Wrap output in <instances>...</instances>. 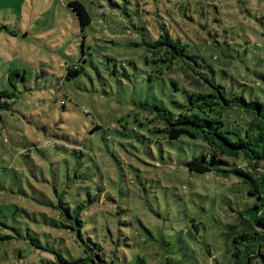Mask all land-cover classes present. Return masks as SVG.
I'll list each match as a JSON object with an SVG mask.
<instances>
[{
  "label": "rangeland",
  "instance_id": "374dc122",
  "mask_svg": "<svg viewBox=\"0 0 264 264\" xmlns=\"http://www.w3.org/2000/svg\"><path fill=\"white\" fill-rule=\"evenodd\" d=\"M69 1L0 0V236H11L0 239V264L82 256L46 203L56 187L74 196L97 186L103 217L119 205L130 221L119 233L95 219L85 249L98 264H112L111 253L116 264H264V247L245 252L256 239L239 216L255 201L248 185L188 174L204 144L166 141L159 128V110L192 89L186 71L264 103V0H80L92 18L84 33ZM162 26L189 42L183 70L148 47ZM77 155L83 170L99 165L100 183L68 171ZM68 172L73 181L61 182Z\"/></svg>",
  "mask_w": 264,
  "mask_h": 264
},
{
  "label": "trees",
  "instance_id": "16d2710c",
  "mask_svg": "<svg viewBox=\"0 0 264 264\" xmlns=\"http://www.w3.org/2000/svg\"><path fill=\"white\" fill-rule=\"evenodd\" d=\"M116 3V2H114ZM68 6L74 13L81 31L91 24L92 18L87 6L80 0H71ZM86 37V34H82ZM188 41H174L171 39L165 28L161 27L158 37L148 47L154 50L155 60H158L162 51L164 54L171 53L169 67L177 65L181 70L184 63H188L193 55L189 52ZM184 62V63H183ZM183 63V64H182ZM192 85L188 92L187 99L183 102H176L174 110L167 109L166 105L159 110V115L163 117L165 123L159 128L162 131L163 138L166 141H176L182 138L195 141L201 140L204 144L203 151L198 155L188 158L185 161V171L190 175H204L215 173L223 178L237 177L244 184L248 185V194L254 198V204L247 207L239 213L243 220L244 228L247 233L246 239L256 235L255 243L246 246V255L251 258L261 253L264 247V103L258 98H250L245 95L244 89L239 86V92L234 89L230 91V86L226 83L217 81L214 77L189 71L182 72ZM190 77V78H189ZM175 84V90L179 91ZM0 97L3 95L0 94ZM8 107V104H5ZM77 155L73 162L77 161V168L74 169L73 163L68 171L74 170L80 182L94 180L100 183L104 175L96 167L90 166V170L82 169V162ZM123 169V168H122ZM70 177V179H68ZM71 173L68 172L61 179V182L71 183ZM130 180L127 172H124L118 183L126 185ZM53 191L49 197V203H46L50 212L55 213L60 220V224L66 228L71 238L77 242V249L83 252V255L75 260H69L60 255L59 264H98L95 259V253L88 251L85 247L90 245L91 237H85L91 230L98 218V228L108 224L113 228L122 231V227L128 225L123 218L118 219L124 209L121 206H109L112 219H106L104 211V201L102 200V188L97 186V191L91 193L89 190L84 195H70L65 189L59 188ZM112 202L113 197L108 196ZM95 207L92 214L91 207ZM249 213L250 218L244 215ZM106 219L107 222H103ZM59 228H61L59 226ZM94 229V228H93ZM97 229V228H95ZM98 230V229H97ZM73 235V236H72ZM119 236V235H118ZM11 236H0L1 240ZM33 241V239H31ZM118 249V244H116ZM259 247V251H258ZM238 253L241 255L242 251ZM112 264H116L112 257ZM100 256V253H97ZM160 264H178L171 259H162ZM249 264H251L249 262Z\"/></svg>",
  "mask_w": 264,
  "mask_h": 264
}]
</instances>
